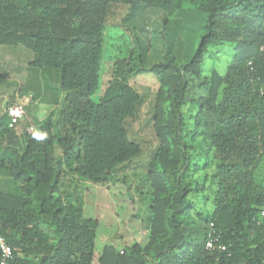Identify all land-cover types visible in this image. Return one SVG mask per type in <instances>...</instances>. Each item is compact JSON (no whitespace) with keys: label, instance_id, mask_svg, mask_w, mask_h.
I'll list each match as a JSON object with an SVG mask.
<instances>
[{"label":"trees","instance_id":"16d2710c","mask_svg":"<svg viewBox=\"0 0 264 264\" xmlns=\"http://www.w3.org/2000/svg\"><path fill=\"white\" fill-rule=\"evenodd\" d=\"M112 3L129 6L120 27L106 23ZM146 9L163 15L157 60L135 22ZM0 45L32 50L29 66L62 95L43 120L11 127L0 117L11 264H264V0H0ZM224 48L226 70L209 63L206 75V59ZM144 74L159 83L147 236L96 254L87 185L109 184L142 153L126 122L142 102L130 79ZM200 194L206 211L191 198ZM212 222L225 250L206 248Z\"/></svg>","mask_w":264,"mask_h":264},{"label":"rangeland","instance_id":"374dc122","mask_svg":"<svg viewBox=\"0 0 264 264\" xmlns=\"http://www.w3.org/2000/svg\"><path fill=\"white\" fill-rule=\"evenodd\" d=\"M129 12V6L121 3H112L108 8L106 23L110 27H120L123 17ZM162 13L152 9H146L135 21L140 27L145 25L151 43L154 45L153 57L157 56L162 49ZM111 29V34L113 33ZM129 33V31H127ZM12 49V56L34 52L23 45L10 46L0 45ZM226 52L213 50L204 64V73L209 72V63H217L222 73L226 70L231 56L229 49ZM35 55V54H34ZM12 61L14 59L12 58ZM30 63H0V98L11 95V100L17 97H26L27 111L36 113L41 120L56 114L60 107L62 95L58 92L57 82L50 75L40 70L31 68ZM48 77V78H47ZM130 83L140 92L142 102L136 117L126 122L130 138L141 143L142 153L130 163L121 166L114 175L113 180L106 185H96L88 182V195L86 200L85 214L88 217L98 219L100 227L97 230L96 251L98 254L106 244H114L122 247L135 241H143L147 236V208L151 201V184L148 179L149 166L154 156L158 140L153 129L152 112L154 99L159 83L153 74L138 75L130 79ZM57 87V88H56ZM194 93H202L204 90L194 86ZM99 90L94 99H98ZM4 99V97H3ZM15 101V100H14ZM31 113V112H30ZM32 115V113H31ZM264 170V160L262 164ZM194 197V198H193ZM201 211H206L210 205L206 203L205 196L200 194L191 195ZM93 264H98L94 260Z\"/></svg>","mask_w":264,"mask_h":264},{"label":"built area","instance_id":"2783aa9c","mask_svg":"<svg viewBox=\"0 0 264 264\" xmlns=\"http://www.w3.org/2000/svg\"><path fill=\"white\" fill-rule=\"evenodd\" d=\"M27 98L26 97H17L15 101H10L6 106V112L9 117L10 126L17 127L21 121L28 120L32 123V120L27 111ZM35 130L34 125L29 126V131L33 132ZM261 216L264 220V209L261 210ZM216 231L214 229V223H210V228L208 232V239L206 242V248L211 250L219 248L222 250L226 249L225 245L216 244ZM14 259V252L12 247L8 244L6 238L3 234L0 233V264H11Z\"/></svg>","mask_w":264,"mask_h":264},{"label":"crops","instance_id":"0c3cea01","mask_svg":"<svg viewBox=\"0 0 264 264\" xmlns=\"http://www.w3.org/2000/svg\"><path fill=\"white\" fill-rule=\"evenodd\" d=\"M4 46V45H3ZM6 46V45H5ZM8 46V45H7ZM17 47V46H16ZM21 54H14L13 56L12 54V49H9L8 47H0V63H31L34 58L35 55L32 53H27L26 51H20ZM12 58L14 59V61H12ZM4 97V99H3ZM9 98H6L5 96H1L0 98V117L6 112V103H8V101H13L11 100L12 96L9 95ZM28 110V109H27ZM33 117H36L38 119H40V117H38V115L36 113H33L31 111V109H29V116L31 115ZM4 178L3 175H0V179Z\"/></svg>","mask_w":264,"mask_h":264}]
</instances>
